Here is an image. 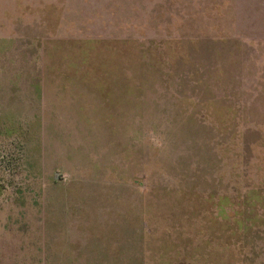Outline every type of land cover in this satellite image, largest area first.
I'll list each match as a JSON object with an SVG mask.
<instances>
[{"label": "rangeland", "instance_id": "374dc122", "mask_svg": "<svg viewBox=\"0 0 264 264\" xmlns=\"http://www.w3.org/2000/svg\"><path fill=\"white\" fill-rule=\"evenodd\" d=\"M0 264H264V0H0Z\"/></svg>", "mask_w": 264, "mask_h": 264}]
</instances>
